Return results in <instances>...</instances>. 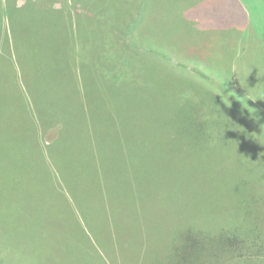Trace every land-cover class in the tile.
Instances as JSON below:
<instances>
[{"label": "trees", "instance_id": "1", "mask_svg": "<svg viewBox=\"0 0 264 264\" xmlns=\"http://www.w3.org/2000/svg\"><path fill=\"white\" fill-rule=\"evenodd\" d=\"M206 1L87 0V5L86 0L4 1L7 7L0 22V82L3 83H0V264H46L33 259L31 263H23L22 258L29 253L36 257L51 256L55 259L54 264H68L67 258L69 264H85L84 255H88L90 246H78L74 240L90 241L100 253L103 251L96 240L98 238L93 237L87 223L81 220L80 202L90 201L89 215L94 225L117 224L121 210L117 205H111L107 193L99 197L89 193V198L86 187L79 184L75 189L72 184L70 190L61 176L63 169L86 176L92 171L100 186L106 179L116 176L112 155H108L105 161L99 155L97 160L94 159V154L98 153L94 146L112 145L105 143L101 135L107 136L108 140L120 139L118 147L127 156L126 178L136 187L128 191L136 198L138 207L135 211L139 213L137 217L131 216L134 221L130 225L125 221L122 223L131 227L129 234L121 233L125 237L122 244L119 243V232H112L110 246L113 251L109 253L110 257H103L101 253L103 259L115 264L125 250L126 254L132 255L125 264H211L205 252L212 246L210 240L213 236L227 240L223 250L234 252L235 259L264 257V235L259 234L260 230L264 231L260 226L263 222L253 219L259 215L264 220V209L253 197L254 193L261 192V185L256 180L249 184L248 180L254 168L264 165L260 161L264 143H259L264 138L251 128H245L248 123L236 112L244 108L227 107L220 99L221 94L229 93L225 92V87L218 96L210 87L204 88L195 82L199 77L189 75L192 71H189L190 67L186 69V61L180 60L177 53L167 50L164 45L161 50L142 48L149 53L155 52L167 66L173 67L175 70L170 72L173 75L168 82L160 75L155 77L154 89L139 99L132 78H117L115 61L119 43H109L103 32L106 28L112 36L119 38L124 50L142 53L139 42L138 46H132V37H138L136 31L133 33L135 28L144 35L146 28L160 26V34L153 39H166L163 26L168 17L172 18L170 27L178 28V19H187L196 7L203 10L204 16L211 8ZM115 2L119 11L127 6L132 13L123 32L120 31L121 12L111 13L114 6H109ZM12 8L17 15L14 22ZM32 9L37 13L44 11L46 16H35L38 27L36 32L32 31V41L26 42L23 36L27 31L20 25L18 15L22 10L29 16ZM148 10L150 14L146 18ZM190 22L192 26L200 24L195 19ZM233 39L236 47L239 40ZM107 45L111 51L105 49ZM91 47L96 55L93 60L90 59V52L94 50H90ZM185 50L191 56L194 53L203 55L198 46ZM99 56H106L110 62L115 60L106 68L115 76L112 79L104 81ZM144 57L143 61L146 60ZM190 64L200 67V64ZM85 65H89L90 76L85 73ZM30 71L34 74L28 73ZM20 72L26 73L28 78L30 75L34 90ZM95 76L98 79L90 82ZM201 78L205 77L200 75ZM194 88L204 94L202 100H199L198 93H193ZM16 92L20 95L14 96ZM227 98L233 106H239L236 97L228 94ZM90 100L93 107H89ZM259 104L264 115V104ZM19 107L24 108L25 116H18ZM244 111L250 115L254 108ZM147 113L148 117H144ZM136 114L145 120L139 128L133 123ZM87 127L90 131L95 127L99 133L91 139L88 134L83 135L82 140L73 139ZM98 136L99 141L96 140ZM63 143L65 149L73 145L79 154L77 166L66 165L64 150L57 149L53 154L52 144L58 147ZM229 143L236 144L240 154L235 152L234 146L227 145ZM214 153L222 156L214 157ZM217 174L221 175L220 182L216 181ZM182 182L186 189L195 187L205 191L216 189L217 183H223V189L229 190L233 203L227 211L229 217L219 220L220 226L213 228L202 224L198 214L195 220L190 216L193 205L191 211L185 207L183 212L181 206L178 209V190L171 183L178 187ZM166 183L171 192H176L170 194L169 202L174 207L170 209L171 218L161 230L166 234L160 235V228H154V222L148 220L151 217L143 202L150 194L159 198L167 194L162 189L149 192L151 184L158 188ZM99 190L106 191L105 187ZM223 194L215 195L220 203H225ZM68 229L73 233H76L75 229L79 230V238L66 236ZM131 234H134L133 238H127ZM159 237L164 239V244ZM71 241L75 244V258L69 261L66 253L70 251ZM88 256L92 261L97 259Z\"/></svg>", "mask_w": 264, "mask_h": 264}, {"label": "rangeland", "instance_id": "2", "mask_svg": "<svg viewBox=\"0 0 264 264\" xmlns=\"http://www.w3.org/2000/svg\"><path fill=\"white\" fill-rule=\"evenodd\" d=\"M5 0H0V22L2 19V15L4 16V11L6 10L7 5L4 4ZM22 1V0H20ZM30 2V0H27ZM14 3H11L13 6ZM87 5V0L85 2ZM115 3H110L109 6L113 7L114 10L111 11V13H120L119 15L123 23H120L122 25V28L120 29L121 32L127 29L126 22L131 18L132 13L129 8L121 7L120 11L115 6ZM206 4H211V8H209L206 12V14L203 16V10L195 8L187 19H178V28L172 29L170 27L169 20H171V17H168V21L165 22V25L163 26L164 33L166 36V39L159 38L157 41L153 38L157 37L160 34L161 28L160 26H152L150 28H146L144 32V35H141L139 33V28H135L133 30L137 32V36L132 37L133 45L134 47L138 46V42L140 43V48L143 50V46L146 48H153L156 47L157 50L163 49V45L167 48V50H171L172 53H177L180 60L186 61V69L190 67L189 71H192L189 75L192 77L197 78L195 82H198L202 84L204 88L210 87L212 91L219 90L220 92L225 87V92H229V96L236 97V102L239 106H233L230 102L229 104L226 101V95L217 94L220 96V99L222 101L226 102L227 107L233 109L243 107L245 110L246 108H254V111L249 115L248 111H244V109H237L236 112H238L242 117H244V120L248 125H245V128H251V131L254 133H257L259 135H263L260 138H264V115L261 114L260 111H262V106L259 103L264 104V0H207ZM200 5V4H199ZM202 5H205L202 3ZM10 7V5L8 4ZM199 7V6H198ZM213 7V8H212ZM12 15H13V22L16 18V14L14 9L12 8ZM110 13V14H111ZM152 13L153 10H152ZM150 14V10L145 12L146 18L147 15ZM27 13L23 12L21 10V15H18L20 18V25L23 26L27 33L23 36V39L26 42L32 41V31L36 32V28L38 27L39 21L38 18L35 16H46V13L44 11H39L38 13L32 9L29 12V16H26ZM196 17H193L195 16ZM47 19V17L44 19V21ZM192 19L197 20L200 22L198 25H190V21ZM41 20V19H40ZM36 21H38L36 23ZM7 22V21H6ZM189 22V23H188ZM116 24V23H115ZM177 30V31H176ZM104 36L107 37L109 40V43H119L118 46V57H116V63L118 65L117 73L118 79L122 78H132L133 84L135 86L136 91L138 92L139 99L143 98L147 95V93L152 91L154 89L155 85V77L157 78L159 75L162 77V80H169V77H171L173 74H171V70H175L173 67L167 66L166 61L161 60L155 52L150 51H142V53H139V51H136V53L128 52L124 50L123 48V42L119 38L116 39L114 36L110 34V31L106 30V28L103 29ZM130 33L131 29H130ZM202 33V34H200ZM167 34V35H166ZM133 35V34H132ZM170 37V38H169ZM169 38V40H168ZM238 39L237 45L235 47L234 39ZM113 39V42H110V40ZM176 39L175 41L172 40ZM155 43H159L157 46ZM193 46H198L203 50V55L199 56L194 53V56L188 55L185 49L192 48ZM94 49V47H91V49ZM105 49L110 50V47L107 45ZM104 49V51H105ZM89 50V51H90ZM137 50V49H135ZM184 51L186 53H184ZM149 53V54H146ZM132 53L134 56H132ZM145 56V57H144ZM142 57H144L146 60L143 61ZM96 58L95 55V49L90 52V59L93 60ZM101 58L102 63L99 64L101 69L104 71L103 78L104 81L107 79H112V77H115L113 74H109L108 71H106V68L109 64L113 63L114 61H111L107 59L106 56H99ZM97 58V59H99ZM94 60L95 62L97 61ZM90 60V61H91ZM192 64L198 65L200 64V67H193ZM85 73L87 74L89 69L87 68L89 65H85ZM244 68V70L242 69ZM96 70V69H95ZM202 71V72H199ZM144 72V73H143ZM24 79H26V83L29 85L31 89L34 88V85L30 82L29 79H31L30 75L28 78V75L26 73L20 72ZM28 73L34 74L33 71H30ZM94 74V72H93ZM89 75V73L87 74ZM85 75V76H87ZM200 75H202L205 78L200 79ZM20 76V78H22ZM90 76V75H89ZM40 76L37 78L39 79ZM149 77V78H147ZM88 78V76H87ZM98 79L97 76L95 78L91 77V81H94ZM89 80V78L87 79ZM87 82V81H86ZM168 82V81H167ZM238 82V83H237ZM2 83V82H0ZM3 84V83H2ZM13 84V83H12ZM181 84V80L178 82L177 87H179ZM239 85L236 89V85ZM235 85V86H234ZM233 88V91L232 90ZM29 88V89H30ZM186 88L183 87L182 89ZM243 90H242V89ZM181 89V90H182ZM34 90V89H33ZM246 91V94L244 93ZM87 92H85L86 95ZM91 93V92H90ZM193 93H198L199 97L202 100L203 95L202 92L198 91L197 89H193ZM92 94V93H91ZM20 93L16 92L14 93V96H19ZM89 97L90 94H87ZM127 96V95H126ZM123 96V97H126ZM92 97V96H91ZM137 99V98H136ZM92 100H90L89 107L92 106ZM204 108V106H201ZM19 114L18 116H25V110L24 108H18ZM34 112H37L38 109L34 110ZM259 112V113H257ZM147 115H143L144 117H148ZM137 116V117H136ZM133 117V123L135 128H139L143 125V122L145 121L141 116L137 115ZM247 118V119H246ZM129 123L131 121L129 120ZM92 125L97 127V124L92 123ZM138 126V127H137ZM99 133L97 131V128L94 127L91 131L85 128H82L74 137V140H82L81 137L83 135L88 134V138L91 139V137ZM103 138V141L110 142L111 146L102 145L99 146L96 145L95 147V153L94 159L97 160L98 155L99 158L104 160L108 155H112L113 157H110L111 160L114 162V171L116 173V176L106 179L103 186H100L97 182L98 179L96 177L95 172H90L89 176H86L85 174H77L72 172L69 169H63L61 176L64 178L63 180L66 182V186L73 187L75 189L79 188V184L82 185V187H86V196L89 197V193L97 194L99 197L102 193H107L108 201L111 203L112 206L115 207L117 205L118 210L120 211L118 213V219L117 224L110 225L106 223L94 225L93 219L89 215L90 211V201L87 202H80L81 205V220L85 221L87 223L88 230H90L91 234H94L93 237H96L98 239L97 242L103 247V251L101 252L103 257H110V252L113 251V249L110 246V242H112L113 239L110 238L113 231L119 232V243H123V239L125 238L123 235L121 236V233H127L129 234L131 227H127L126 225H123L122 223L125 221L127 225H130L132 221H134L131 216L137 217L139 215L138 212H136V208L138 207V202L136 201V198L129 193V189H136V187L133 185V183L126 178V174L128 173V168L126 166V159L127 156L122 154V151L120 150V147H118V143L120 142V139L114 140H108L107 136L101 135ZM107 139L108 141H105ZM99 141V136L96 139ZM259 143H264V140L260 141ZM51 147L53 154H56L57 149L64 150L66 154V165L73 164L77 166V158L79 157V154L76 152L73 145L70 147V149H65L64 143L61 146L54 147L55 144H52ZM229 146L235 147V152H238V149L236 147V144H227ZM241 152V151H240ZM215 154V153H214ZM240 154V153H239ZM130 155V154H129ZM203 156V154H202ZM221 154H215L214 157H221ZM184 157V156H183ZM234 156H231L230 158H233ZM202 158V157H201ZM109 160V159H108ZM181 161V160H180ZM261 162L264 163V154H262ZM137 164L139 165V158H137ZM137 168V165L134 164ZM58 166L63 168V165L58 162ZM132 167V171H133ZM137 170V169H136ZM72 173H71V172ZM136 172V171H135ZM134 173V172H133ZM249 184L254 182L256 180L258 185H261V192H256V194H253V197L256 198L258 201V204H261V206L264 209V165L261 168H254V170L250 173V179ZM216 181H221V175H216ZM175 189L178 190V206L179 209L181 206V210L185 212V207L189 208V211L192 210V205L194 206V211L190 214L191 217L194 218V220L197 218V214L200 216L201 223H205L208 225V227H219L220 223L219 220L227 219L229 217L228 210L232 207L233 203L230 200L229 196V190L223 189V183H217L216 189H210L208 191H205L204 189L199 188H189L186 189L185 183L182 182L181 185L178 187L175 186V184L171 183ZM152 187H150L149 192L153 193V190H160L167 193L163 197H155L154 195L150 194V197L145 198L143 202V207L148 211L150 218H148L149 221L152 220L154 222L153 227L160 228V231L164 229L165 225L168 223L170 217V209H173L174 207L170 204V194L173 192H176L173 190L171 192L170 186H168V183L163 185V187H154V185L151 184ZM105 187L106 191L99 190V188ZM189 191V192H187ZM195 196H193V193ZM225 193V194H223ZM169 194V195H168ZM221 195L223 194L225 203L223 201L220 203L217 196L215 195ZM155 197V198H154ZM90 198V197H89ZM142 197H138L139 202H141ZM79 205V206H80ZM230 207V208H229ZM99 210V208H98ZM123 211L126 212V214H123ZM170 217V218H169ZM254 217V216H252ZM147 217L143 218V220H146ZM261 216L256 215L253 219H257V221L263 222V224H260V226L264 229V220L260 219ZM264 219V218H263ZM88 220V222H87ZM260 222V223H261ZM86 227V228H87ZM76 233H73L72 230H67L68 234L66 236H72V239H78L79 233L77 229H75ZM163 233V234H161ZM160 235H165L164 232H159ZM259 234L264 235V231L260 230ZM134 234H131L127 238H133ZM83 237V236H82ZM150 239L153 238V236L149 237ZM159 239L165 243L164 239ZM250 240V239H249ZM78 246H90V250L88 249V255H92L96 261H92L91 257L88 255H84L85 257V264H104L105 262H111V260H106L101 257V253L91 246V242L87 241H81V240H74ZM211 244L212 246L209 247V249L205 252V256L208 259V261L211 262V264H264V257L259 259H246V257H243L242 260L235 259L234 258V252L228 253V251L223 250V246L227 245L225 242L227 241L225 238H219L214 237L211 238ZM75 244L73 241L70 242V251H68L67 257H69V261L73 260L75 258ZM262 253L264 254V247L262 248ZM113 255V253L111 254ZM132 257L131 254H126L125 250L122 252L121 255H119L116 259V261L120 264H125L128 261V258ZM32 259L40 262V263H46V264H54V258L50 256V258L46 255H42L40 257H36L33 253L26 254L24 258H22L23 263H31ZM248 260V261H247ZM116 262V263H117ZM67 263L68 258H67ZM115 263V264H116ZM131 264V263H129Z\"/></svg>", "mask_w": 264, "mask_h": 264}, {"label": "clouds", "instance_id": "3", "mask_svg": "<svg viewBox=\"0 0 264 264\" xmlns=\"http://www.w3.org/2000/svg\"><path fill=\"white\" fill-rule=\"evenodd\" d=\"M217 94H221V92L218 90L217 91ZM222 95V94H221ZM226 101H227V103L229 104V101H228V98L226 97Z\"/></svg>", "mask_w": 264, "mask_h": 264}]
</instances>
